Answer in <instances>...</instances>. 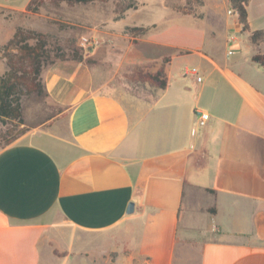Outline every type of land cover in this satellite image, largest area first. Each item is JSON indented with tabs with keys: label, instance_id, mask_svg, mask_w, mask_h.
<instances>
[{
	"label": "crops",
	"instance_id": "crops-1",
	"mask_svg": "<svg viewBox=\"0 0 264 264\" xmlns=\"http://www.w3.org/2000/svg\"><path fill=\"white\" fill-rule=\"evenodd\" d=\"M154 40L199 46L176 20ZM250 47V61L264 52ZM241 50L226 66L201 57L191 84L167 69L154 91L96 80L80 61L43 68L63 109L0 146V264H264V90L239 68ZM214 72L239 94L235 109L172 94Z\"/></svg>",
	"mask_w": 264,
	"mask_h": 264
},
{
	"label": "rangeland",
	"instance_id": "rangeland-1",
	"mask_svg": "<svg viewBox=\"0 0 264 264\" xmlns=\"http://www.w3.org/2000/svg\"><path fill=\"white\" fill-rule=\"evenodd\" d=\"M24 1L0 0V3H6L0 4V45L12 37L18 26L45 33L51 59L43 68L57 62L80 61L93 71L96 80L124 81L135 92L154 91L159 85L153 78L157 72H161L159 79L164 80L168 78L167 69L171 71L173 67L179 66L175 76L187 77L185 80L191 84L194 81L191 78L204 76L197 68L201 57L208 55L214 62L224 66L227 58L241 46V52L234 59L240 63L238 66L246 76L264 90L263 69L245 58L251 51L250 42L246 33L238 32V17L228 0L195 2L196 16L170 9L164 5V0H138V8L128 10L120 20L115 19V0L76 5L45 2L36 13L28 12ZM249 19L254 28L264 27V0H255L251 4ZM174 20L195 29L198 47L174 48L155 42L158 31ZM139 24L152 27L145 35L138 37L125 32L126 25ZM141 55L144 61L140 59ZM7 69L0 51V74ZM172 94L198 99L202 106L221 102L235 109L242 101L234 88L223 82L218 72L211 73L203 85L192 86L187 93L182 91V83L174 81ZM62 109L45 95L32 94L23 98V116L28 127L50 119ZM186 110L189 113L188 105ZM196 119L190 120L192 125ZM8 126L0 121V133ZM207 200L205 196L203 201ZM86 264L104 263L96 261Z\"/></svg>",
	"mask_w": 264,
	"mask_h": 264
},
{
	"label": "trees",
	"instance_id": "trees-1",
	"mask_svg": "<svg viewBox=\"0 0 264 264\" xmlns=\"http://www.w3.org/2000/svg\"><path fill=\"white\" fill-rule=\"evenodd\" d=\"M110 0H30L26 6L28 12L36 13L45 2L60 5L65 2L68 5L90 4L95 2H109ZM251 0H228L233 12L238 17V24L242 32L248 33L249 41L256 47L264 43V29H252L249 21L248 6ZM202 3V0H164V5L175 11L196 16L194 3ZM138 8V0H115L116 20L125 17L130 9ZM152 26L150 25H126L125 32L138 37L145 35ZM0 51L5 58L8 69L0 74V121L9 125L0 133V146L12 143L29 127L25 125L23 116V98L32 94L45 95L41 79L44 65L50 61L51 55L48 48L47 35L32 28L18 26L12 37L3 45ZM77 56V55H76ZM64 57V55H62ZM77 59V57L75 58ZM252 61L264 68V52L257 51ZM161 72H157L153 78L161 87L167 84L166 79H159ZM214 192L212 189H208ZM215 212L214 208L209 209Z\"/></svg>",
	"mask_w": 264,
	"mask_h": 264
},
{
	"label": "built area",
	"instance_id": "built-area-1",
	"mask_svg": "<svg viewBox=\"0 0 264 264\" xmlns=\"http://www.w3.org/2000/svg\"><path fill=\"white\" fill-rule=\"evenodd\" d=\"M199 80L202 79V77L198 78ZM198 115V125L199 127L203 128L206 127L209 123L210 120V114L209 112L205 111V110H198L197 112Z\"/></svg>",
	"mask_w": 264,
	"mask_h": 264
},
{
	"label": "water",
	"instance_id": "water-1",
	"mask_svg": "<svg viewBox=\"0 0 264 264\" xmlns=\"http://www.w3.org/2000/svg\"><path fill=\"white\" fill-rule=\"evenodd\" d=\"M134 210V203H130L128 212H132Z\"/></svg>",
	"mask_w": 264,
	"mask_h": 264
}]
</instances>
